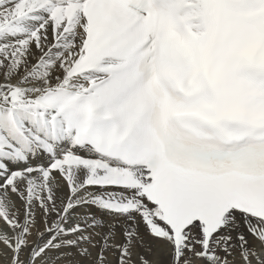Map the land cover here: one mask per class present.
Returning a JSON list of instances; mask_svg holds the SVG:
<instances>
[{
  "label": "snow or ice",
  "instance_id": "obj_1",
  "mask_svg": "<svg viewBox=\"0 0 264 264\" xmlns=\"http://www.w3.org/2000/svg\"><path fill=\"white\" fill-rule=\"evenodd\" d=\"M0 264H264V0H0Z\"/></svg>",
  "mask_w": 264,
  "mask_h": 264
}]
</instances>
